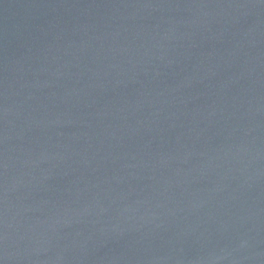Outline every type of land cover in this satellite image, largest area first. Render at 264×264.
Here are the masks:
<instances>
[{"label": "water", "instance_id": "water-1", "mask_svg": "<svg viewBox=\"0 0 264 264\" xmlns=\"http://www.w3.org/2000/svg\"><path fill=\"white\" fill-rule=\"evenodd\" d=\"M0 264H264V0H0Z\"/></svg>", "mask_w": 264, "mask_h": 264}]
</instances>
